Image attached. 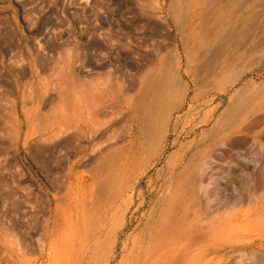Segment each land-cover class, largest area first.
I'll list each match as a JSON object with an SVG mask.
<instances>
[{
    "label": "rangeland",
    "instance_id": "obj_1",
    "mask_svg": "<svg viewBox=\"0 0 264 264\" xmlns=\"http://www.w3.org/2000/svg\"><path fill=\"white\" fill-rule=\"evenodd\" d=\"M155 1L0 0V264H264V2Z\"/></svg>",
    "mask_w": 264,
    "mask_h": 264
},
{
    "label": "bare ground",
    "instance_id": "obj_2",
    "mask_svg": "<svg viewBox=\"0 0 264 264\" xmlns=\"http://www.w3.org/2000/svg\"><path fill=\"white\" fill-rule=\"evenodd\" d=\"M263 2H264V0H263ZM151 6H152V9H151V11H149L151 16L152 15H158V16H161L162 18H164L165 15L166 16L168 15L169 17H172L174 24H172L170 26L168 24H162L163 25L162 30L164 28L165 31L184 32L186 30L197 31V30L204 29V27H202L200 25H195L194 23L190 22V19H193V17L196 15V12L193 9V0H156L154 2V4H151ZM148 79H150V78H148ZM172 80L171 79L169 80L166 78L163 80H160V81L149 80L150 82H148V85H149L148 87H146V86L144 87V86L139 85V84H137L135 87L136 88L135 89L136 90V97L142 96V95L139 96V94H142V92L146 93L147 96L151 95V91H152V89H154V93H153L154 98L152 99L151 102L147 101V99L145 98L144 99L145 101L143 103V107H144L145 111L152 112L154 114V115H151L152 113H147V115H151V117H154L155 115L157 116V117H155L158 119V120L155 119L156 122L157 121L159 122V120H161L163 122V123H159V124H164V122L166 120L164 117V114L162 113L161 107L165 105V106H168L170 108V107H173L174 105H176V102L172 100L173 92H174L173 86H175V85H173V84H175V82ZM174 95H176V94H174ZM175 99H177V98H175ZM147 118H149V116ZM150 120L151 119H149L148 121H150ZM155 120L152 119L151 123H153V121H155ZM146 124H148V123H146ZM153 124H148V126L150 125V127H149L150 131L149 132H151V133L153 132V129L156 128V126H154L155 124L154 125ZM223 152H224V154H227V152H225V151H223ZM203 198H204V196L202 194L193 192V193H190L188 201L194 202L195 200L203 199ZM240 198L238 197L239 202H241L243 199V198H241V199ZM253 199H256V201L260 203V209L256 214L252 215L243 209V210H241V214H238L234 218H227L223 215L217 218V221L222 222V226L220 228V234H222V236H226V234H224V231H227V234L232 235L235 233V230L237 231L241 227L264 226V210H263L264 200H263V197L257 195V197L256 198L254 197ZM168 214H170L169 210H168ZM241 216H243V217H241ZM218 224H219V222H218ZM218 227H220V226H218ZM219 247H220V245L217 244V245L209 248V250L210 251L214 250L216 252L219 250ZM252 247L255 249L264 251V237H261L260 241H257L256 244L253 245ZM232 250H237V247H233ZM176 255H177V253H176Z\"/></svg>",
    "mask_w": 264,
    "mask_h": 264
}]
</instances>
